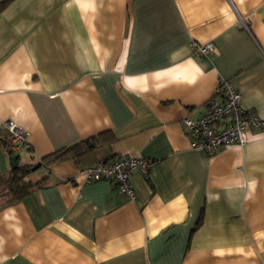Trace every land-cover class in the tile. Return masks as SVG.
Segmentation results:
<instances>
[{
	"label": "crops",
	"instance_id": "crops-1",
	"mask_svg": "<svg viewBox=\"0 0 264 264\" xmlns=\"http://www.w3.org/2000/svg\"><path fill=\"white\" fill-rule=\"evenodd\" d=\"M222 79L264 120V0H0V127L35 165L0 199V264H264V129L213 156L185 132ZM122 155L155 160L134 199L79 172Z\"/></svg>",
	"mask_w": 264,
	"mask_h": 264
},
{
	"label": "built area",
	"instance_id": "built-area-1",
	"mask_svg": "<svg viewBox=\"0 0 264 264\" xmlns=\"http://www.w3.org/2000/svg\"><path fill=\"white\" fill-rule=\"evenodd\" d=\"M196 50L207 55L214 50L212 43L196 45ZM185 132L190 139L192 149L204 150L213 156L223 146L238 143L245 144L250 128L264 129V120L251 108L242 103L240 91L232 80L222 79L216 88L215 96L205 103V110L196 118L183 119ZM3 126L10 134V148L13 153L30 149L29 132L12 120H6ZM155 160L144 157L122 155L114 160L99 161L93 166L80 169L84 181L90 183L110 180L123 194L135 198L131 176L138 170L148 176Z\"/></svg>",
	"mask_w": 264,
	"mask_h": 264
},
{
	"label": "trees",
	"instance_id": "trees-1",
	"mask_svg": "<svg viewBox=\"0 0 264 264\" xmlns=\"http://www.w3.org/2000/svg\"><path fill=\"white\" fill-rule=\"evenodd\" d=\"M4 129L5 128L0 127V141L1 144L5 147L7 154L12 159L14 155L19 154H15L11 150L10 134L6 129ZM81 143L90 144L89 140ZM77 145L78 144H74L59 149L52 154L45 156L42 161L36 165L43 164L45 166H51L56 163L63 162L74 155ZM16 164V166H11L10 169L0 173V199L6 198L9 199L8 201H16L26 195L29 191L31 183L27 180L26 177L28 173L33 168H35V165L21 162L20 155L16 161Z\"/></svg>",
	"mask_w": 264,
	"mask_h": 264
},
{
	"label": "water",
	"instance_id": "water-1",
	"mask_svg": "<svg viewBox=\"0 0 264 264\" xmlns=\"http://www.w3.org/2000/svg\"><path fill=\"white\" fill-rule=\"evenodd\" d=\"M18 157H19V155H14V156L12 157V166H16V165H17V164H16V161H17Z\"/></svg>",
	"mask_w": 264,
	"mask_h": 264
},
{
	"label": "rangeland",
	"instance_id": "rangeland-1",
	"mask_svg": "<svg viewBox=\"0 0 264 264\" xmlns=\"http://www.w3.org/2000/svg\"><path fill=\"white\" fill-rule=\"evenodd\" d=\"M23 154V156H24V152L22 153ZM23 156H21V159L23 160Z\"/></svg>",
	"mask_w": 264,
	"mask_h": 264
}]
</instances>
